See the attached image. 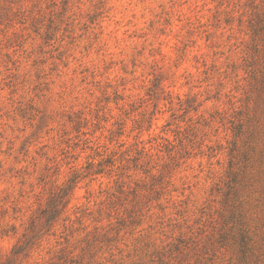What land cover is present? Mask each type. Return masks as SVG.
Segmentation results:
<instances>
[{
    "label": "rangeland",
    "instance_id": "rangeland-1",
    "mask_svg": "<svg viewBox=\"0 0 264 264\" xmlns=\"http://www.w3.org/2000/svg\"><path fill=\"white\" fill-rule=\"evenodd\" d=\"M71 61L59 87L92 83L87 114L57 107ZM185 62L186 82L215 77L214 103L193 119L189 89L164 118ZM137 68L151 104L124 94ZM0 264H264V0H0Z\"/></svg>",
    "mask_w": 264,
    "mask_h": 264
},
{
    "label": "clouds",
    "instance_id": "clouds-1",
    "mask_svg": "<svg viewBox=\"0 0 264 264\" xmlns=\"http://www.w3.org/2000/svg\"><path fill=\"white\" fill-rule=\"evenodd\" d=\"M87 7V5H82L81 10L83 8ZM115 7L117 9H121L124 7L122 4H116ZM75 11V9H74ZM134 11L139 14V9L136 8ZM109 15H112V13H109ZM129 18L131 17V13L128 14ZM116 19H119L120 16L117 14L115 16ZM104 24H107V21L103 22ZM223 39V37L221 38ZM229 44L233 43V41H228ZM164 51L167 53L168 48H164ZM217 51H223L225 55L228 54V48L226 45L222 46L221 49H217ZM147 53H145L146 55ZM77 56H79V52L76 53ZM71 59V58H70ZM93 57L89 56L83 59V64H89V61L92 60ZM156 59H159V57H156ZM224 61V56H220L217 60L216 63L217 65H220ZM211 61H209V64ZM77 67L76 61H71L70 65L67 69H62V72L67 73L68 75H62L59 79L55 80V83L52 85L53 90L58 93H62L61 96L59 97L57 107L64 105L67 107L68 104L74 105L76 108H81L85 107V112L87 114L88 108H95L96 107V98L100 95V92L97 90V88L92 84L88 83L87 81L84 84H79V76L76 77L75 80V90L71 89V86H68L64 89H61L59 85L62 82H67L69 75L72 74V68ZM199 67V66H198ZM188 69L189 72H197L198 68H192L190 67L187 62L180 64L179 67H172L170 69V72L172 74V80L171 81H165L164 82V90L165 94H170L168 98H162L159 101V108L164 110V118H167L170 115L169 109L172 111H175L178 107V104L180 101L184 99L185 93L189 92V89H191L192 93H198V102H199V108L196 112H190L189 115L195 119L197 118L201 113H204L205 115L206 110H210L212 104L214 101L207 99L208 93L212 90V87L214 85L215 77H212L211 79H204L203 77L200 78V83L199 86H194L196 85L197 81L193 79L190 83L186 82V76H185V69ZM102 70V69H101ZM199 71H203V68H199ZM220 71H224L223 68L220 69ZM117 73L115 70H110V72L107 74V77L111 79L113 76H115ZM135 79L134 85L132 83L127 85V90H123L124 94L128 96L129 94L131 95L133 100H136L138 98H143L145 101H147L148 104H151V100L148 99L146 96V91L147 88L150 86L149 82L152 79L149 71L146 68H137V70L134 73ZM209 75H211L209 73ZM55 79V77H53ZM93 78L90 76L89 80H92ZM95 80L101 81L103 83V78L97 73L95 76ZM114 82V81H113ZM207 90V91H206ZM111 89H109V92ZM71 93V94H69ZM91 93V94H90ZM171 102V103H170ZM120 104L123 105V107L127 108L128 102L126 100H121ZM147 106V105H144ZM109 107L112 109V112L110 114L109 120L105 124V128L110 127L111 124L113 123V119L118 115L119 109L116 107V105L109 103ZM140 110V109H138ZM182 111V109L180 110ZM179 114V113H177ZM163 122V118L159 121V123ZM159 129L156 125L153 126L152 128V133L157 132ZM97 136L100 135L99 132L96 133ZM133 136L135 133L132 134ZM145 135H148L147 133ZM95 139V137H93ZM143 139V137H141ZM120 140L123 141V147L118 148L117 152L124 151L129 147V145L132 143V136H122L120 137ZM100 143H106V141L101 140ZM65 147V146H61ZM93 147L97 148L99 151L103 152V149L98 148V145H94ZM116 144H109L108 148L109 150L116 148ZM77 152L79 150H76ZM91 158H95L96 160H99L102 158V156H96L95 152L92 151L91 149L89 150L88 153H84L83 155H89ZM50 156H54L55 160L53 163H56L57 161L60 160V157L58 155V150H52L49 152ZM106 155V153H105ZM134 155V152H128L127 155L125 156L123 161H117V163H126L128 158ZM81 158L77 161L79 163H83V159ZM73 161H66L62 162L59 164V173L57 174V182H62L64 179L68 178V175H70V171L73 168ZM155 171V168L152 169ZM131 174V173H130ZM83 182H81L80 185H77L75 188V196L76 197H81L84 188H83ZM74 203H80L82 202L81 200H74Z\"/></svg>",
    "mask_w": 264,
    "mask_h": 264
}]
</instances>
